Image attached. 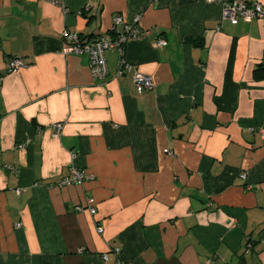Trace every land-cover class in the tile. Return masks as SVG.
<instances>
[{"label": "crops", "instance_id": "obj_1", "mask_svg": "<svg viewBox=\"0 0 264 264\" xmlns=\"http://www.w3.org/2000/svg\"><path fill=\"white\" fill-rule=\"evenodd\" d=\"M221 9L0 0V264H117L114 245L122 264H264V18ZM115 14H140L145 37L125 46L131 71L111 50L94 80L62 31L105 35ZM134 70L153 88L137 94ZM73 167L92 178L57 186ZM88 197L95 215L74 208Z\"/></svg>", "mask_w": 264, "mask_h": 264}, {"label": "built area", "instance_id": "obj_2", "mask_svg": "<svg viewBox=\"0 0 264 264\" xmlns=\"http://www.w3.org/2000/svg\"><path fill=\"white\" fill-rule=\"evenodd\" d=\"M58 4L59 0H52ZM217 1L221 5V19L230 21L232 24H237L240 21L250 22L255 18H264V5L259 2H246L244 0H209ZM141 15L136 14L131 19L125 20L119 14L112 17V25L110 32L105 35H98L85 39L80 37L77 33H72L67 30L62 31V37L68 42L63 45L62 51L64 53H86L89 59V71L94 80H101L107 76V51H115L117 53L116 75H123L129 72L132 66L124 59V50L127 43L142 39L145 37V31L140 27ZM157 46L165 44L163 39H158L155 43ZM5 66L7 71H14L19 68L26 67V63L22 57L7 56L5 59ZM132 85L137 94L148 91L153 88V80L149 75L142 74L136 70L132 71ZM63 124L61 122L55 123L51 126L53 135L57 136ZM264 137V130H262ZM21 146V145H20ZM165 152L169 151L165 149ZM240 178L244 179L245 174L241 173ZM92 178V174H88L82 169L71 168L68 175L63 176L57 186H67L73 184H82L85 180ZM19 193V189H16ZM74 208L78 211L87 208L91 215L96 214L95 200L93 197H88L84 205H75ZM97 231L102 232L103 227L97 225ZM249 247L246 248L248 250ZM119 246H110L109 253L116 257L117 264H122L119 259ZM101 258L105 261L108 259V252L103 253ZM210 261H207L209 264Z\"/></svg>", "mask_w": 264, "mask_h": 264}, {"label": "trees", "instance_id": "obj_3", "mask_svg": "<svg viewBox=\"0 0 264 264\" xmlns=\"http://www.w3.org/2000/svg\"><path fill=\"white\" fill-rule=\"evenodd\" d=\"M210 261V260H209ZM211 262V261H210Z\"/></svg>", "mask_w": 264, "mask_h": 264}]
</instances>
